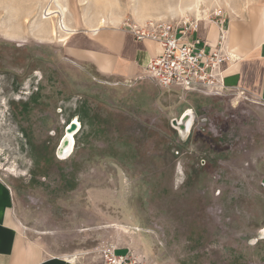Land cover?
<instances>
[{"label":"rangeland","instance_id":"obj_1","mask_svg":"<svg viewBox=\"0 0 264 264\" xmlns=\"http://www.w3.org/2000/svg\"><path fill=\"white\" fill-rule=\"evenodd\" d=\"M50 1L0 0V180L24 238L93 264L104 248L150 264H264V102L101 73L74 49L90 44L80 31L64 39L58 16L36 25L47 6L74 28L122 11L180 19L161 0ZM169 2L209 18L225 6ZM188 110L183 133L173 120Z\"/></svg>","mask_w":264,"mask_h":264},{"label":"crops","instance_id":"obj_2","mask_svg":"<svg viewBox=\"0 0 264 264\" xmlns=\"http://www.w3.org/2000/svg\"><path fill=\"white\" fill-rule=\"evenodd\" d=\"M54 0H51L53 3ZM165 17L178 20H165L179 24L188 19L195 27L189 32V39L199 38L200 46L213 49L220 42L222 32V53L225 59L218 65L217 71L228 89H238L250 93L264 102V0H225L224 16L226 22L221 27L209 16H202L194 5L191 8H173L169 0H161ZM170 7L173 9L168 10ZM190 15H186V13ZM153 12L136 15L132 12H120L107 16L103 24L96 26L99 20L90 21L84 26L74 28L66 35L80 31L90 45L74 47L87 51L88 60L98 71L122 77L145 73L148 62L156 56L159 44L151 39H136L126 28V24L144 26ZM189 16V17H188ZM78 31V32H77ZM97 38L98 40H96ZM96 43V44H95ZM189 111V110H188ZM13 193L10 187L0 180V264H93L82 262L73 256L47 255L42 248L22 235L13 219ZM118 251V250H117ZM116 251V252H117ZM125 253V252H124ZM101 256L97 263L101 264Z\"/></svg>","mask_w":264,"mask_h":264},{"label":"built area","instance_id":"obj_3","mask_svg":"<svg viewBox=\"0 0 264 264\" xmlns=\"http://www.w3.org/2000/svg\"><path fill=\"white\" fill-rule=\"evenodd\" d=\"M214 22L221 27L226 22L220 10L214 11ZM195 27L188 19L179 24L165 20H150L144 26L126 24V28L136 39H151L159 44V51L146 65L145 74L163 88L179 87L191 92L226 89L218 65L225 57L220 42L213 49L200 46V39H189V32ZM101 264H150L134 253L117 254L115 249L104 248L100 252Z\"/></svg>","mask_w":264,"mask_h":264},{"label":"bare ground","instance_id":"obj_4","mask_svg":"<svg viewBox=\"0 0 264 264\" xmlns=\"http://www.w3.org/2000/svg\"><path fill=\"white\" fill-rule=\"evenodd\" d=\"M56 1L57 0H54L53 2H54V4L56 5ZM51 2V1H50ZM58 2V1H57ZM60 3V2H59ZM48 4V3H47ZM51 4V3H50ZM49 4V5H50ZM56 6H58L59 7V4L58 5H56ZM47 9H46V11L39 17V21H37L36 22V25L38 24V26H39V29H40V31L43 29V28H41V26H42V24H44V23H46V22H48L52 17H54V16H58V29H59V31L64 35V36H66V35H68L71 31H72V29H71V27L70 26H68L63 20H66V19H63L62 18V15H63V10H64V8H63V10H62V8L60 7L59 8V10H50L49 8H48V6L46 7ZM61 9V10H60ZM45 10V9H44ZM65 15V14H64ZM65 17V16H64ZM57 18V17H56ZM35 20H37V19H35ZM29 21V20H28ZM35 22V21H34ZM44 30V29H43ZM51 33H52V35H56V32H55V30L54 29H52L51 31H50ZM55 38H56V36H54ZM66 37H64V39H65ZM191 112V111H190ZM190 112L189 111H186L184 114H183V117H182V119L180 120V121H178V124H181V125H184L185 124V126H186V130H190V120H187L186 121V116H187V114H190ZM72 123L73 124H75L76 125V130H78V128H79V126H80V124H79V122H78V119H74L73 121H72ZM76 130L75 131H72V132H66V134H65V138H67V139H69V143H68V145L66 146V145H60V149L59 150H61V153L60 154H62V152L64 151V154H62V156H59L60 158H64V157H66L67 155H69L70 154V152L72 151V147H73V143H74V133L76 132ZM184 132V131H183Z\"/></svg>","mask_w":264,"mask_h":264},{"label":"water","instance_id":"obj_5","mask_svg":"<svg viewBox=\"0 0 264 264\" xmlns=\"http://www.w3.org/2000/svg\"><path fill=\"white\" fill-rule=\"evenodd\" d=\"M183 117V116H182ZM182 117H181V119H182ZM180 119V120H181ZM186 121L187 120H190V126H191V120H192V114L190 113V114H187V116H186ZM179 120V121H180ZM173 124L175 125V126H177L180 130H181V132H183V133H186V132H188L189 130H186V126H185V124L184 125H181V124H178V121L177 120H173ZM76 130V125L75 124H73L72 122L68 125V127L66 128V132H72V131H75ZM68 143H69V139H67V138H63V140H62V142H61V145H68ZM60 147V146H59ZM60 148H58V155L59 156H62V154H64V151L62 152V154H60L61 153V150H59Z\"/></svg>","mask_w":264,"mask_h":264}]
</instances>
